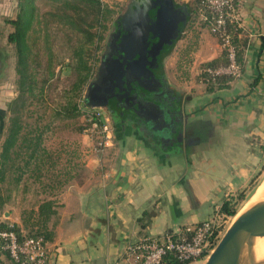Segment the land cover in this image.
<instances>
[{"label": "crops", "instance_id": "1", "mask_svg": "<svg viewBox=\"0 0 264 264\" xmlns=\"http://www.w3.org/2000/svg\"><path fill=\"white\" fill-rule=\"evenodd\" d=\"M235 3L239 77L213 91L200 81L201 66L223 50L199 18L189 19L163 61V88L174 100V114L156 134L170 144L162 147L113 121L106 148L90 150L68 179L61 181L60 171L57 184H43L47 191L32 211L43 201L54 204L47 222L56 249L51 264H129L128 244L207 220L228 193L246 186L264 138V0ZM3 109L0 103V131ZM0 224L21 227V216L3 209Z\"/></svg>", "mask_w": 264, "mask_h": 264}, {"label": "rangeland", "instance_id": "2", "mask_svg": "<svg viewBox=\"0 0 264 264\" xmlns=\"http://www.w3.org/2000/svg\"><path fill=\"white\" fill-rule=\"evenodd\" d=\"M101 1L107 6L109 12L102 23L105 29L100 31L104 40L97 44L95 69L99 65L98 61L108 36L113 32L116 20L126 11L131 0ZM174 1L179 5H184L194 0ZM35 4L41 23L35 25V28L40 31L34 33L30 30L28 32L31 54L35 56L32 59L33 64L30 63V68L36 74L37 82H40L42 78H47L46 64L50 56L51 70L54 71L53 77L44 86V92L39 100L27 94L20 95L18 92L15 48L7 42V36L12 31V25L8 21L13 20L17 14V0H0V103L4 108L0 146L5 130L14 118H18L22 123L23 135L28 133L30 138L37 134L41 135V144L37 153L39 158L29 159L31 149H25V145L17 158L14 156L13 149L10 161L5 164L6 177L1 186V195L6 199L3 209H8L13 216L16 211L21 216V222L25 220L26 224L22 226L24 234H39L45 237L48 235L47 224L46 230L42 229L41 225L36 223L32 211L36 206V197L42 191H47L43 184L58 183L60 171L61 181L68 179L74 174V169L79 164L88 161V152L90 150L94 152L98 148V134L89 129L85 115L68 118L67 113L63 111V107L73 100L72 87L75 81L74 73L66 65L70 64L73 47L78 44L77 40L79 41L81 35L60 23L57 17L49 15L55 13V4L44 0H36ZM38 62L40 65L36 67ZM39 86L40 84L37 88ZM38 91L36 89L34 94L39 93ZM95 112L100 115L101 122L104 124L107 122L112 133L115 123H113L110 111L107 108H100ZM257 146L259 149L258 163L251 172L250 180L244 188L237 190L232 196L228 193L224 197L228 199L226 201L229 202L230 209L235 211V218L246 206L249 197L264 182V138L258 140ZM63 170H66V176L63 175ZM53 189L58 190L56 187ZM220 209L221 206L214 207L208 219L219 214ZM233 219V216L220 215L219 224L222 234ZM244 252L243 249L242 254ZM206 260L207 258L190 264H205Z\"/></svg>", "mask_w": 264, "mask_h": 264}, {"label": "water", "instance_id": "3", "mask_svg": "<svg viewBox=\"0 0 264 264\" xmlns=\"http://www.w3.org/2000/svg\"><path fill=\"white\" fill-rule=\"evenodd\" d=\"M189 19L188 8L174 0H135L118 20L116 52L102 59L85 89L83 105L114 110L118 99L124 97L136 110L146 106L145 126L156 129L159 122L166 127L161 105L151 98L142 102L139 94L133 95V89L138 86L147 94L162 90L164 79L157 76L158 69L161 65L163 71V61L175 48ZM161 129L157 128L159 135ZM258 237H264V199L242 209L205 264H241L244 247L248 264H259L251 252L252 240Z\"/></svg>", "mask_w": 264, "mask_h": 264}, {"label": "trees", "instance_id": "4", "mask_svg": "<svg viewBox=\"0 0 264 264\" xmlns=\"http://www.w3.org/2000/svg\"><path fill=\"white\" fill-rule=\"evenodd\" d=\"M49 1L56 5L55 13L49 14L51 17H57L63 25L69 29L74 30L75 33L81 35L77 45L73 47L71 55V62L66 67L71 70L75 75V81L73 84V100L69 101L66 106L63 107V111L67 113L68 118L83 115V98L84 92L89 82L96 75L97 68L95 52L97 44L104 40L102 37V29H105L103 23L106 14L109 12L107 6L103 4L101 0H44ZM235 1V0H234ZM36 0H17V14L13 20H9L8 23L12 25V31L7 36V42L15 48L16 54V73L18 76V92L20 95L27 94L33 98L42 97L44 86L48 83L54 75V71L51 70V58L48 56L46 73L47 78H42L40 82L36 80V74L31 70L30 63L33 64L35 56L31 54V44H29L30 36L28 32L32 30L34 33L40 31L35 28V25L41 23L37 16V8L35 4ZM203 0H194L191 3H185L184 6L188 8L190 18H199L200 12L209 15L208 11L202 4ZM199 23L206 27V24ZM35 28V29H34ZM227 29L232 33V41L236 49L235 61L238 65H242V49L241 43L237 39V32L235 25H228ZM47 39V35H45ZM108 40V38H107ZM106 40V41H107ZM35 39L32 41V43ZM105 48V47H104ZM103 48V50H104ZM49 49V47H47ZM99 62V61H98ZM40 64L37 63L38 67ZM228 66V58L225 51L219 59L212 62L203 64L201 66V82L207 87L208 91L214 89H220L227 85L232 79L231 75L222 74L214 75L209 71L217 69H223ZM158 77L163 78V71L160 65L157 73ZM40 84L39 88L37 85ZM39 90L37 94L35 91ZM11 106V104H10ZM22 123L18 118H14L9 123V126L5 130L4 139L0 146V213L3 210V206L6 204V199L1 195V186L5 181L6 168L5 164L10 161L12 151L14 149V156L17 158L22 151V147L25 145V149H31V153L28 155L29 159H37L39 147L41 144V135L37 134L35 137H28V133L22 134ZM18 168H16L17 170ZM52 201H43L39 204L35 215V220L38 225H41L42 229L46 230V224L50 217L55 213L53 209ZM235 211L229 207V202L225 201L218 214L223 216H234ZM25 220H22L21 227L13 224V229L17 233L23 230L25 226ZM7 228L6 224H0V230ZM44 237V236H43ZM49 240L50 235L44 237ZM191 262L182 263L175 259L173 255L165 257L161 264H190Z\"/></svg>", "mask_w": 264, "mask_h": 264}, {"label": "built area", "instance_id": "5", "mask_svg": "<svg viewBox=\"0 0 264 264\" xmlns=\"http://www.w3.org/2000/svg\"><path fill=\"white\" fill-rule=\"evenodd\" d=\"M202 4L209 15L200 12L199 19L206 24L209 33L214 36L225 51L228 66L223 69L209 71L214 75L228 74L239 77L240 66L236 63V49L232 41V33L228 25H235L239 29L238 14L234 0H203ZM100 109V108H97ZM83 106L88 127L98 134V148L102 151L109 144L111 131L101 122L100 115ZM93 111V112H91ZM218 214L178 231H167L159 236L143 237L128 244L124 251L125 261L129 264H161L165 257L173 255L179 262H198L208 257L217 242L222 230ZM55 247L42 235H26L21 230L17 233L13 224L0 230V264H51Z\"/></svg>", "mask_w": 264, "mask_h": 264}, {"label": "flooded vegetation", "instance_id": "6", "mask_svg": "<svg viewBox=\"0 0 264 264\" xmlns=\"http://www.w3.org/2000/svg\"><path fill=\"white\" fill-rule=\"evenodd\" d=\"M134 1L135 0L130 1V3L128 4L126 8V11L116 20L113 32L108 36V40L105 43V48L102 51V54L100 56L99 65L102 63V59L106 57L105 55L111 56L112 54L116 52L115 41L120 31V28L118 26V20L127 12V10L129 9V6H131V4ZM97 71H98V68H97ZM133 90H134L133 95L135 96L136 94H139L140 95L139 100H142V102L143 101L148 102L146 101L147 98L154 99L156 102H158L159 105H161L160 110L162 111L163 116L167 117L169 115L174 114V112L171 110V107H173L174 100L171 97L170 93L164 90V88H162V90L156 92L155 94H147L145 91L140 89L138 86H135ZM113 109L114 110L109 109L112 119L118 122L121 128H124V129L126 127L136 128L137 130H140L144 132L145 134H147V136L150 137L155 142H158V144H160L162 147L163 146L165 147L166 144H170V142H168L167 139L159 137L156 134L158 133L157 128L158 130H160V128L162 127L161 123L159 122L156 123V126H155L156 129L150 128L149 125L147 126L144 125L143 121L148 119V116L146 113V111L148 110L146 109V106L144 107L142 106L138 110H136L134 106L130 102H127V100L124 97L123 98L120 97L118 101L116 102L115 106L113 107ZM168 131L169 132L173 131L170 126L168 128ZM156 136H158V138H156ZM170 140L171 139H169V141ZM177 140L178 138L175 135L172 141L175 142Z\"/></svg>", "mask_w": 264, "mask_h": 264}, {"label": "bare ground", "instance_id": "7", "mask_svg": "<svg viewBox=\"0 0 264 264\" xmlns=\"http://www.w3.org/2000/svg\"><path fill=\"white\" fill-rule=\"evenodd\" d=\"M263 199H264V182L255 191V193L249 197L248 201L246 200L247 203H246V206L244 205L245 207L243 208V210L246 209L248 206H251V205L255 204L256 202H259ZM238 212H239V209H238ZM233 217L235 219V216H233ZM244 249H245V247H244ZM251 252H252V255L254 256V259L257 262H259V264H264V237H258V238H254L252 240ZM241 264H248L247 260L245 259L244 254H242V256H241Z\"/></svg>", "mask_w": 264, "mask_h": 264}]
</instances>
